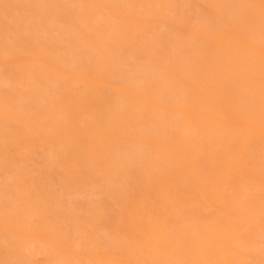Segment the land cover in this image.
<instances>
[{
    "label": "bare ground",
    "instance_id": "bare-ground-1",
    "mask_svg": "<svg viewBox=\"0 0 264 264\" xmlns=\"http://www.w3.org/2000/svg\"><path fill=\"white\" fill-rule=\"evenodd\" d=\"M0 264H264L261 0H0Z\"/></svg>",
    "mask_w": 264,
    "mask_h": 264
},
{
    "label": "snow or ice",
    "instance_id": "snow-or-ice-1",
    "mask_svg": "<svg viewBox=\"0 0 264 264\" xmlns=\"http://www.w3.org/2000/svg\"><path fill=\"white\" fill-rule=\"evenodd\" d=\"M261 6L264 8V0H261Z\"/></svg>",
    "mask_w": 264,
    "mask_h": 264
}]
</instances>
